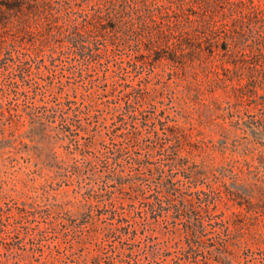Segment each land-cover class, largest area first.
<instances>
[{
    "label": "rangeland",
    "instance_id": "374dc122",
    "mask_svg": "<svg viewBox=\"0 0 264 264\" xmlns=\"http://www.w3.org/2000/svg\"><path fill=\"white\" fill-rule=\"evenodd\" d=\"M63 3L60 10L54 9L59 13L60 22L73 8L81 13H73L71 18H77L83 28L89 27L97 19V8L101 7L105 14L100 23L112 25L114 30L101 36V61L82 73L81 65L71 66L69 53H63L62 58L51 64V50L63 52L68 37L63 30L54 38L50 20L44 24L33 23L32 31L12 27L0 34L6 46L0 49L1 64L12 54L23 52L39 54L45 60L34 63L33 67V77L43 86L26 85L28 94L16 93L8 84L9 74L0 73V81L7 89L0 95V110L4 109L12 124L20 128L17 139L5 143L0 113V209L7 210L4 218L10 230L2 235L0 264H85L86 261L135 264L136 260L146 264H264V202L258 197L252 198V202L248 195L242 197L245 174L241 172V161L248 160L259 166L255 167L256 175L264 179V122L261 120L264 80L244 89L235 87L233 84L239 85V75L220 67L228 56L226 52H211L208 56L212 65H218V72L195 74L189 67H179L165 58L157 59L147 49L153 47L150 38L158 37L163 23L154 22L151 29H146L136 13L134 16L116 14L112 3L104 0H65ZM195 10L202 14L199 6ZM209 15L216 26L208 34L209 40L224 45L228 39L229 48L241 53L243 47L251 60L256 58L259 51L251 35L243 43L229 35L232 28L238 27L233 17L236 14L220 10ZM130 25L143 31L140 45L145 63L140 66L141 73L129 66L131 71L121 70L120 66H127L126 60L133 58L134 49L128 44H113L110 39L115 30H125ZM140 85V108L150 116L149 120H155L160 127L158 119H161L181 136L180 141L173 140L168 151H160L156 137H147L145 131L142 140L131 141L135 144L131 147L137 151L135 154L153 168V174L145 171L141 182L147 189L154 187L158 168L166 162L172 164L179 188L175 196L194 198L199 216L207 225L206 245L201 247L198 256L190 254L186 258L183 251L182 245L187 244L185 216L174 221L170 213L157 222L151 219L145 226L144 219L135 215L133 208L143 206L148 195H133L129 182L123 190L113 184L106 185V190L102 175L107 169L90 154L105 146L114 148L116 142L125 141L126 137L135 139L132 126L121 127V122L113 116L120 112L115 110V104L123 105L132 87ZM66 98L77 101L72 107L80 106V121L74 125V135L65 130V122L60 117L56 121L48 116L40 118L44 104L56 107L58 100ZM68 113L73 115V108ZM9 130L6 127V132ZM77 139L82 144L79 147ZM89 158L95 159L92 164ZM76 162L82 166V176L71 169ZM130 169L127 167L125 172ZM91 186L94 190L89 189ZM201 189L212 192L208 201L199 199ZM110 196L116 197L118 211L125 210L128 222L138 228L134 238V235H119V231L115 236H106L107 228L117 225V219L103 209ZM196 217L194 214L193 220ZM51 218L54 225L50 223ZM43 229L42 236L38 232ZM68 230H75L83 241L78 242L72 233L67 234ZM131 248L132 258L119 254Z\"/></svg>",
    "mask_w": 264,
    "mask_h": 264
},
{
    "label": "trees",
    "instance_id": "16d2710c",
    "mask_svg": "<svg viewBox=\"0 0 264 264\" xmlns=\"http://www.w3.org/2000/svg\"><path fill=\"white\" fill-rule=\"evenodd\" d=\"M64 1L65 0H0V34L12 27H17L20 30L32 31L33 23L44 24L47 20H50V31L54 38L58 33H62L63 30L68 37L63 46V52L60 53L54 48L51 50L49 54L51 64L54 65L58 58H62L63 53H69L71 57V66L78 67L81 65L82 73L83 70L95 66L101 61L103 56L99 41L101 36H104L109 30H114V27L112 25L107 26L104 22L100 23V18L104 17L103 15L105 14L101 7L97 8V19L93 21L92 25L89 27L83 28L79 24L77 18L74 20L71 18L73 13L79 12L71 8L72 6H70L71 9L68 10L65 20L60 22L58 19L59 13L54 9L60 10L62 7L61 5H64ZM104 1L112 3L116 9V14L134 16L136 13L143 21L142 27L146 29H151L154 22H161L164 24L158 37L150 38V43L153 47L147 48L149 50L151 49L152 55L157 59L165 58L174 62L175 65L179 67H189L195 74L204 73L210 75L218 72L219 68L217 64L212 65V63H210L209 54L211 52V54L214 52H226L228 56L224 60V65L220 67L239 75V85L236 86L233 84L235 87L244 89L253 85L255 82L264 80V58H261L264 57V34L262 32V30H264V0H165L156 3L149 0ZM195 6L200 7L202 14L198 10H195ZM220 10L225 13L228 11L231 15L236 14L233 17L234 21L238 23V27L235 26V28H232L229 34L234 41L243 43L249 35L254 38L256 47L259 51L254 60L249 58L247 51L243 47H241V53L235 48H229L228 39L225 40L224 45L223 43L216 44V42L208 39V34L214 32L216 29L215 24H213L212 16H210L209 13L219 12ZM85 15L89 16L88 13ZM103 28L106 29L103 30ZM142 33V28L139 29L130 25L125 30H115L114 35L110 37L113 44H128L134 49L133 58L126 60L127 66L121 65V70L126 69L125 72H129L131 71L128 69L129 66L138 73H141L140 66L142 67L145 63L143 58L144 50L140 45L142 42L140 35ZM1 41L3 40H0V49L6 47ZM143 43L146 42L143 41ZM165 47L167 50H164ZM55 52L58 53V56L54 55ZM1 60L0 58V62ZM9 60L12 61V64ZM41 61L45 60L43 57L39 58V54L33 55L30 52H23L22 55L18 54L16 56L12 54L7 60L2 62V64L0 63V73H5L6 71L9 74L7 76L8 84L16 93L28 94L26 85L33 86L36 84V88H42L43 86L40 81L33 77L35 73L33 68L34 63L39 64ZM12 65L14 69H10ZM37 67L40 70L41 64ZM51 71L54 72L52 74H55L56 70L52 68ZM141 90V85L139 87L133 86L132 90L127 94L128 98L125 100V103L123 105L115 104L114 107L115 110H120V112L113 116V118L117 117L118 121L121 122V127L126 129H129V125H131L133 128L131 132H133L135 139L126 137L125 141L120 140L116 142L114 148H107V146H105V148L92 151L90 154H93L95 159H99L107 169V172L102 175L104 176V188L106 190H108L106 185L109 184H113L117 186L119 190H123L126 183L129 182L135 193L133 195L146 194L145 197L148 195V199L144 201L143 206H135L133 208V212L136 213L135 215L144 219L143 223L145 226L152 222L151 219L157 222L160 217L170 213L173 214L172 216L175 218L174 221H176V218L185 216L187 244L182 245L183 251L186 252V258H190V254L198 256L201 247L206 245L204 236L206 235L207 225L199 216V208L195 206L194 198L178 199L175 196L179 188L176 187L172 164L166 162L163 166L158 168V180H156L154 187L147 189L141 182L144 179L143 174L145 171L150 170V173L153 174V168L148 166V161L142 156L135 154L137 151L131 148L135 146L132 140H140L145 131L147 132V137H156V141L160 143V151H168L169 148L173 146V140H181V136L171 127L165 126L164 121L161 119H158L161 125L160 127L157 126L155 120H149L150 116L145 114L140 108L142 106V102H140L142 96ZM5 91H7V89L4 87L2 81H0V95ZM129 93H133V95L129 96ZM73 102L77 103V101L66 98V100H58L56 102V107H49L48 104H44V111L41 113L40 118L48 116L52 121H56L57 118L60 117L65 122V130L74 135L76 129L74 125H77L80 121L78 112L80 106L77 104L75 107H72ZM66 105H68V108H65ZM71 108H73L74 111L73 115L68 113ZM0 113L3 118V126L1 128V134L3 135L2 139L5 140V143H12L17 139L20 128L12 124L9 120L10 115H8L4 109H1ZM139 120H141V122H139ZM261 120L264 122V115L261 116ZM6 127L10 128L8 132H6ZM74 139L75 137L72 138V140ZM76 143L78 147L82 145L79 139H77ZM3 145L6 144H2V146ZM95 159L89 158L88 162L92 164ZM127 167H130L131 171L125 172ZM255 167L259 168L258 165L248 160L241 161V172L245 174L242 183L245 194L241 195L242 197H247L248 195L251 202L254 197H258L259 200L264 202V179L256 175L257 169ZM71 169L74 170L75 173H80L82 176V166L79 162L73 164ZM109 180L113 182L111 183ZM89 189L94 190V186H91ZM201 193L204 194L203 197L200 196ZM198 194L201 201H208L212 197V192L204 189L198 191ZM93 204V202L89 203L90 206H93ZM120 205L122 208H125L123 202L120 203ZM103 209L117 219L116 228L108 227L105 232L106 236H115L118 231L120 232L119 235H127L130 237L134 235L133 238L137 235L138 228L135 224L128 222L129 219L126 218L125 210L122 212L118 211L116 197L110 196L107 198ZM0 210V242L2 243L4 240L2 235L10 230H8L9 222L4 218V213L7 212V210L4 208ZM27 214L29 216V213ZM194 214L197 215L196 220H193ZM50 223L53 225L55 224L53 218L50 219ZM27 227L31 226L27 225ZM15 229L13 231H15ZM68 231L67 234L72 233L75 237L74 239H77L78 242L83 241V237H79L77 233H75V230H73V232H70L71 230ZM16 233L19 234V232ZM17 234L16 236L19 237ZM38 234L43 236L44 229L40 230ZM32 237L35 238L36 234L33 233ZM103 252L108 253V251ZM122 253L132 258L134 250L132 248L128 251L124 249L119 252V254ZM101 254L102 252L97 254L96 257H100ZM129 262H131V260H129ZM85 264L90 263L86 261ZM135 264L146 263L136 260Z\"/></svg>",
    "mask_w": 264,
    "mask_h": 264
}]
</instances>
